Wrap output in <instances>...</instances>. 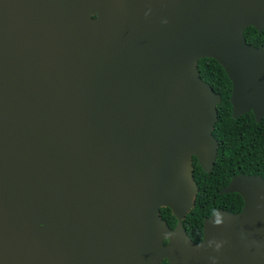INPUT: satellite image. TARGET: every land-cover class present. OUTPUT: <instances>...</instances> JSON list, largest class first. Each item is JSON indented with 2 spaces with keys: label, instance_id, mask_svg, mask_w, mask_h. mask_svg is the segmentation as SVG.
<instances>
[{
  "label": "water",
  "instance_id": "obj_1",
  "mask_svg": "<svg viewBox=\"0 0 264 264\" xmlns=\"http://www.w3.org/2000/svg\"><path fill=\"white\" fill-rule=\"evenodd\" d=\"M264 0H0V264H264V178L192 241L193 156L210 171L220 96L264 116ZM176 218L170 228L160 208Z\"/></svg>",
  "mask_w": 264,
  "mask_h": 264
},
{
  "label": "trees",
  "instance_id": "obj_2",
  "mask_svg": "<svg viewBox=\"0 0 264 264\" xmlns=\"http://www.w3.org/2000/svg\"><path fill=\"white\" fill-rule=\"evenodd\" d=\"M246 41L255 46H264V28L258 31L253 26L244 30ZM200 77L219 94L216 106L217 119L212 134L218 141L216 157L210 171L205 172L193 156L192 175L197 183L194 205L182 219L189 238L196 242L202 238L203 218L218 209L239 212L243 206L236 192L219 193L221 187L235 174L260 175L264 178V116L256 122L252 111L233 118L231 116V81L221 65L211 57L198 60ZM161 218L170 228L176 218L168 207L160 208ZM163 260L161 264L165 263Z\"/></svg>",
  "mask_w": 264,
  "mask_h": 264
}]
</instances>
